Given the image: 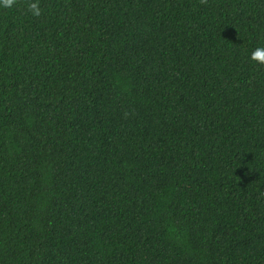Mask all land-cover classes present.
Instances as JSON below:
<instances>
[{"label": "trees", "instance_id": "16d2710c", "mask_svg": "<svg viewBox=\"0 0 264 264\" xmlns=\"http://www.w3.org/2000/svg\"><path fill=\"white\" fill-rule=\"evenodd\" d=\"M0 7V264H264V0Z\"/></svg>", "mask_w": 264, "mask_h": 264}, {"label": "clouds", "instance_id": "9594fccd", "mask_svg": "<svg viewBox=\"0 0 264 264\" xmlns=\"http://www.w3.org/2000/svg\"><path fill=\"white\" fill-rule=\"evenodd\" d=\"M16 4V0H0V7L13 8ZM27 10L32 16H40L41 9L37 3V0H31L27 4ZM249 59L258 62L260 65H264V46L255 47L249 53Z\"/></svg>", "mask_w": 264, "mask_h": 264}]
</instances>
